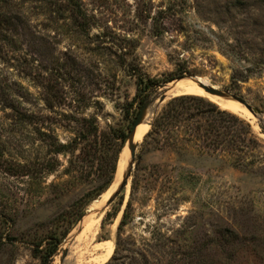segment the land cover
I'll return each instance as SVG.
<instances>
[{
    "label": "rangeland",
    "instance_id": "obj_1",
    "mask_svg": "<svg viewBox=\"0 0 264 264\" xmlns=\"http://www.w3.org/2000/svg\"><path fill=\"white\" fill-rule=\"evenodd\" d=\"M8 4L0 24V264H264L251 242L227 239L228 229L247 238L264 229V0ZM140 77L161 81L150 104L186 78L235 98L233 107L203 89L176 91L250 124L258 145L242 153L247 169L231 164L223 146L145 143L147 123L124 176L126 139L103 187L115 136L129 133L142 106ZM257 234L264 245V231Z\"/></svg>",
    "mask_w": 264,
    "mask_h": 264
},
{
    "label": "trees",
    "instance_id": "obj_2",
    "mask_svg": "<svg viewBox=\"0 0 264 264\" xmlns=\"http://www.w3.org/2000/svg\"><path fill=\"white\" fill-rule=\"evenodd\" d=\"M9 4L8 0H0V24L8 22L9 17L6 15ZM157 78H139L137 81L136 98L139 100V106L148 100L150 92L161 84ZM194 93L179 94L169 99L154 116L151 121L150 129L146 132L143 142L152 143L153 146L159 147L168 144L177 150L183 149L189 143L199 145L202 149L207 148L216 150L219 147H225L226 153L230 158L231 164L247 169L246 157L242 158V153H248V146L251 145L252 151L258 145V140L251 131L250 124L240 118L228 109L219 108L215 103L201 96L193 95ZM240 114V113H238ZM133 123V121H132ZM132 124L127 126L131 129ZM94 127V133H96ZM128 133L125 130L120 131L115 136L119 139L118 146L112 151L109 157L108 165L105 172V181L103 187H106L113 178L116 170L118 154L123 146ZM149 138V141H148ZM201 141V143H198ZM200 147V148H201ZM199 148V149H200ZM127 217L123 213L119 227L124 224ZM264 231L254 230L252 236L246 237V234L240 233L235 229H228L227 239L232 238L241 245L248 246L259 253V257L264 260L260 254V246H264L259 241L260 235L257 233ZM257 235V236H256ZM226 239V240H227Z\"/></svg>",
    "mask_w": 264,
    "mask_h": 264
},
{
    "label": "water",
    "instance_id": "obj_3",
    "mask_svg": "<svg viewBox=\"0 0 264 264\" xmlns=\"http://www.w3.org/2000/svg\"><path fill=\"white\" fill-rule=\"evenodd\" d=\"M200 85L209 93L211 94H219V95H225L223 94L220 90H218L217 88L215 87H212V86H206L204 84H201ZM176 90H177V87H176V82H173L169 85H166L164 86L158 93V98L156 99L155 102H153L152 104L149 103V100L145 101L137 116L135 117L134 119V122L132 124V127L129 131V133L127 134L126 136V145H127V152H128V157L129 159L133 160L134 159V156H135V149H136V143L133 142V138L137 132V127L139 126V124L143 121H145V117H146V114L149 112V113H152L153 116H155L159 109L161 108V106L163 105V103H165L167 100H169L170 98L176 96V95H179V94H185V93H179L177 94L176 93ZM225 96H229V95H225ZM232 97V96H230ZM233 98V97H232ZM235 99V98H234ZM236 100V99H235ZM245 105V103H243ZM152 116V118H153ZM261 117V114L258 115V118ZM151 118V119H152ZM151 119L150 120H147L148 121V124L149 126L151 125ZM129 162V161H128ZM127 166H128V163L125 165L123 164L122 165V175L124 176V172L126 171L127 169ZM126 175L127 173H125V178H126ZM124 182H125V179H122L120 185H119V188L123 187L124 185ZM110 201V198L107 200V202Z\"/></svg>",
    "mask_w": 264,
    "mask_h": 264
},
{
    "label": "bare ground",
    "instance_id": "obj_4",
    "mask_svg": "<svg viewBox=\"0 0 264 264\" xmlns=\"http://www.w3.org/2000/svg\"><path fill=\"white\" fill-rule=\"evenodd\" d=\"M198 86L191 79H189V78L176 81V87H177V90L176 91L192 92V91H195V90H200V91L205 90L200 85V83H198ZM213 95H215L216 97L212 96V99L216 100L217 102H219V103H221V104H223L225 106H233L234 107L235 105H238L239 104V102L237 100H235L234 98H232L230 96L219 95V94H213ZM147 114H151L153 116L152 113H149L148 112ZM147 114H146V117H145V121L141 122L139 124V126L137 127V132H136V134H135V136L133 138V142H135V143H136V138L140 137V135H142L146 131V128L148 126V124H147L148 121L147 120H149ZM124 153H125V155H124L125 161L123 162V164L126 165L128 163V161H129V157H128V152H127V149H126V145L124 146ZM121 160H122V158H121ZM122 165H121V174H122ZM109 195H110V192L108 193V195L106 197H104L103 200H101L100 204L98 205V208L99 209H101V207L103 206V204L105 203V201L108 199ZM85 221L88 222L89 221V218H86Z\"/></svg>",
    "mask_w": 264,
    "mask_h": 264
}]
</instances>
